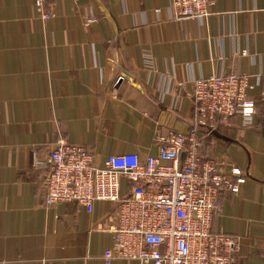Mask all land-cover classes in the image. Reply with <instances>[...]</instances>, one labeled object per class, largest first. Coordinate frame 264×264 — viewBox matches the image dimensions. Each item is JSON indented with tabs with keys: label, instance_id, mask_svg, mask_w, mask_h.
Here are the masks:
<instances>
[{
	"label": "crops",
	"instance_id": "crops-1",
	"mask_svg": "<svg viewBox=\"0 0 264 264\" xmlns=\"http://www.w3.org/2000/svg\"><path fill=\"white\" fill-rule=\"evenodd\" d=\"M201 20L170 0H0V264H107L112 205L46 206L59 144L109 155L159 153L192 127L196 80L250 77L256 112L200 134L202 155L239 170L212 230L238 236L240 264H264V0H213ZM111 264H143L116 259Z\"/></svg>",
	"mask_w": 264,
	"mask_h": 264
},
{
	"label": "built area",
	"instance_id": "built-area-1",
	"mask_svg": "<svg viewBox=\"0 0 264 264\" xmlns=\"http://www.w3.org/2000/svg\"><path fill=\"white\" fill-rule=\"evenodd\" d=\"M46 0H35L44 20ZM81 1V0H76ZM184 18L204 19L213 0H170ZM247 75L229 74L196 80L192 94V127L188 133L159 135V153L142 158L138 153L109 155L98 163L84 146L59 144L46 166V206L77 202L92 213L98 202L112 210L104 230L114 234L104 260H139L143 264H240V240L234 234L214 232V215L226 192H239L246 178L239 170L202 155L200 134L214 131L231 117L248 120L257 109L249 98ZM261 102L264 104V85Z\"/></svg>",
	"mask_w": 264,
	"mask_h": 264
}]
</instances>
